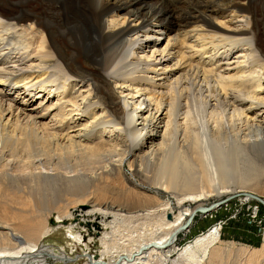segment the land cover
Returning <instances> with one entry per match:
<instances>
[{"label": "bare ground", "instance_id": "obj_1", "mask_svg": "<svg viewBox=\"0 0 264 264\" xmlns=\"http://www.w3.org/2000/svg\"><path fill=\"white\" fill-rule=\"evenodd\" d=\"M59 1L0 0V164L23 153L60 169L32 175L13 209L0 201V264L70 261L32 220L52 190L75 197L62 217L78 213L87 237L86 218L111 230L86 264H219L216 228L171 257L198 214L241 194L264 205V0ZM125 167L181 192L177 206L127 188Z\"/></svg>", "mask_w": 264, "mask_h": 264}, {"label": "rangeland", "instance_id": "obj_2", "mask_svg": "<svg viewBox=\"0 0 264 264\" xmlns=\"http://www.w3.org/2000/svg\"><path fill=\"white\" fill-rule=\"evenodd\" d=\"M60 2L61 1L58 0L57 4H60ZM167 34L169 37L173 36V33H171L170 31L167 32ZM166 43L167 38L164 37L163 40H160V48H163ZM262 43L264 45V36L262 39ZM50 101L53 104L56 103V99ZM5 102L7 104H14L13 100H5ZM37 103H39V101ZM218 112H220L219 114H221V112L223 114L222 109L218 110ZM48 121L49 119L47 120V122ZM212 158L213 156L211 157V161ZM33 160V158H28L26 154L20 153L15 156L14 162L12 160L9 161V163L12 162V164L9 165V163L6 161L0 164L1 175L8 174L10 179L14 180V182H18L20 180V185L16 184L17 186H13L14 184L9 183L8 181H0V198L2 197L0 201L6 203V206L2 203V206H4L6 209L11 210V208L13 209V206H17L18 201L16 202L15 198L20 199L21 197H24L23 195L28 196V194H26L27 191L30 188L35 187L34 184H32L33 187H31L30 183L28 182L29 178L33 177L32 175H37V173L39 175L41 171L52 173L54 170H60L59 168L56 170L57 167L54 168L55 166L49 165V163L45 162V166L43 165L37 167L36 165H34ZM73 164L74 163L72 162L69 166H74L75 164ZM77 165L79 171L87 169L88 167L84 166V164L82 163H79ZM63 168L61 169V171L68 170L66 169V167ZM261 171L262 172H259V179H261V183L258 186L256 185L255 187L254 185H252L255 190L252 192L258 194L260 200H264V168H262ZM130 173H132V171L129 170V167H125V171L123 173V180L125 181L123 182L126 184L127 188L140 191L145 196L151 197V199L154 197L153 199L156 200L155 203L158 205L162 202L170 201L171 204L177 206L176 196H180L181 192L175 190H168L160 193L153 192L155 188L151 187V185L148 184L143 177L135 173H132L130 175ZM132 175H134L133 177L135 179H133ZM135 183H137L138 185H142V189L141 187L136 188ZM215 185L218 186L217 183ZM232 186L236 187L235 185ZM252 186L250 187L252 188ZM119 187L123 186L118 183L115 186L114 190L117 191ZM59 189H61V187H59ZM31 190L32 189H30V191ZM33 191L36 192L34 189ZM52 191L49 192L47 196L46 201L49 204L47 209L37 211L35 214H33L32 220L34 222L36 221V223H43V225L48 226L50 230H53L52 234L43 239L42 244L52 249L59 255H66L70 259V261H55L48 258L47 264H86L87 261L83 256L84 249L91 256L99 255L104 251V247L101 244V238L104 234L111 232V230L108 229V225L107 228L99 227L101 228L99 230V228H97V221H90V219L86 218V221H89L96 226H94L93 232V234L95 233L96 237L94 235L93 239L91 237H87L85 235V232L86 230H89V227H81L83 226L80 223L82 221L79 220V218H77L76 216L78 213L70 212L69 217H62V212H64L63 207L65 203L62 199H74L75 197H68V195L64 194V192H58L56 190ZM247 195L248 194H241L235 197L232 196L233 199L226 202L220 208L217 207V209H214L213 211H211V213L198 214L191 224L189 231H187L186 233H181L179 235L176 242V251L175 254L173 253L171 260H177L184 248H187L189 245H191L201 235L206 234L210 230L216 228L220 233L221 242L219 246L224 249L222 261L219 264H264V237L262 236V226L259 222V220H264V205L258 202L259 200L257 201L256 199L248 198ZM230 196H223L222 198L213 196L205 201V204L212 205L216 202L221 203L222 201L228 199ZM197 205L198 204L187 203L184 205V207L186 206V208H194ZM2 206L0 204V215L4 216L5 213H2ZM56 208H58V210ZM81 209L86 210L88 208ZM110 220L111 218L107 220V223H109ZM57 222L61 223L60 228L56 227ZM77 222L80 224L78 225ZM219 222H222V227ZM70 227H73V229L69 230ZM79 234L82 236V241H79Z\"/></svg>", "mask_w": 264, "mask_h": 264}, {"label": "built area", "instance_id": "obj_3", "mask_svg": "<svg viewBox=\"0 0 264 264\" xmlns=\"http://www.w3.org/2000/svg\"><path fill=\"white\" fill-rule=\"evenodd\" d=\"M257 210H258V209H257ZM263 219H264V218H263ZM259 222H260V225L262 226V229H261L262 232H263V235H262V236L264 237V220H262V221L259 220ZM219 224L222 226V222H219ZM261 230H260V232H261Z\"/></svg>", "mask_w": 264, "mask_h": 264}, {"label": "water", "instance_id": "obj_4", "mask_svg": "<svg viewBox=\"0 0 264 264\" xmlns=\"http://www.w3.org/2000/svg\"><path fill=\"white\" fill-rule=\"evenodd\" d=\"M257 200V199H256ZM258 201V200H257ZM258 202H260V201H258ZM206 210H204V211H201V212H205ZM53 223V222H52Z\"/></svg>", "mask_w": 264, "mask_h": 264}]
</instances>
